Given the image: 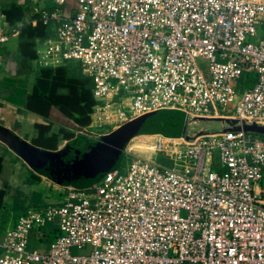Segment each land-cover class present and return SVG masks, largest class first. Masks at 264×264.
Wrapping results in <instances>:
<instances>
[{
    "label": "built area",
    "instance_id": "built-area-1",
    "mask_svg": "<svg viewBox=\"0 0 264 264\" xmlns=\"http://www.w3.org/2000/svg\"><path fill=\"white\" fill-rule=\"evenodd\" d=\"M51 3L18 24L0 8V58L23 23L46 29L35 66L79 63L92 82V121L76 135L102 139L162 109L184 112L187 126H264V0ZM224 128L153 135L143 152L130 142L126 173L90 186L48 183L62 200L0 227V264H264V135Z\"/></svg>",
    "mask_w": 264,
    "mask_h": 264
},
{
    "label": "crops",
    "instance_id": "crops-1",
    "mask_svg": "<svg viewBox=\"0 0 264 264\" xmlns=\"http://www.w3.org/2000/svg\"><path fill=\"white\" fill-rule=\"evenodd\" d=\"M12 5L24 7L25 14H27L24 17V20L29 19L28 13L31 10L42 11L52 8L51 0H0V8L5 11H8ZM18 48L19 37L16 36L13 38V45L11 48L2 50L0 58V158L2 159L0 167V192L5 193L0 201L1 214L9 208H18L17 206H19V203L23 205L29 203L32 193L43 184L44 181L41 182V179H47L42 175L44 172L35 171L30 166H27L28 171L26 170L25 173V171H23V166L21 167V165L26 163L19 154L16 153V150H20V147L24 143L39 148L32 143L37 137L35 125L52 122L53 126L50 135L59 134L60 129L71 130L74 132L75 136L74 139H72L73 141L64 140L62 139V135H59L57 149L52 152L63 151L69 144L75 142V138L78 137L75 132L81 129L74 126L72 120L66 119L54 108L50 110L47 119L27 108L28 98L32 95L34 86L36 84L38 85V80L40 79L39 75L42 72L41 70L47 68L36 67L32 62L33 60L22 58L19 54ZM70 75L78 76V74ZM30 79H32V83ZM143 137L146 136L137 137V139L135 138L136 141L129 146L132 151L137 152L133 147L136 146L139 143L137 141H140ZM27 172H33L37 175L40 178V182L29 185V189H32L33 191L30 192L31 194L26 196L25 199L18 198L19 194L15 185H18V182L25 185L24 180ZM47 181L50 180L47 179ZM49 183H51V181ZM23 205L19 207L22 208Z\"/></svg>",
    "mask_w": 264,
    "mask_h": 264
},
{
    "label": "water",
    "instance_id": "water-1",
    "mask_svg": "<svg viewBox=\"0 0 264 264\" xmlns=\"http://www.w3.org/2000/svg\"><path fill=\"white\" fill-rule=\"evenodd\" d=\"M186 119V114L180 110L162 109L119 126L86 153L83 152L82 140H76L60 152L46 151L24 143L16 153L32 169L44 172L42 175L51 182L59 185L79 182L85 186L75 187H86L118 166L124 149L133 139L153 135L170 139L180 138L185 130ZM204 120L222 122L225 132L242 130L246 133L264 135V126L245 122L238 124L239 122L234 119L196 118L194 122Z\"/></svg>",
    "mask_w": 264,
    "mask_h": 264
},
{
    "label": "trees",
    "instance_id": "trees-1",
    "mask_svg": "<svg viewBox=\"0 0 264 264\" xmlns=\"http://www.w3.org/2000/svg\"><path fill=\"white\" fill-rule=\"evenodd\" d=\"M40 12L31 10L28 13V18L30 20H37ZM5 13L11 24L24 22V17L27 15L25 14L24 7L17 5H12ZM45 35L46 29L41 24L38 23L33 27L32 25L23 23L19 33L18 50L20 56L27 60L35 59V52L33 50L34 40L36 38H42ZM41 71L38 85L36 84L34 86L33 93L28 98L27 108L34 113L42 115L46 119L49 117L50 110L54 108L66 119L72 120V123L77 128L87 127L91 122L93 107L96 105L91 94V80L83 74L71 76L66 67L47 68ZM52 126V122L36 124L37 137L33 140V145L46 151H55L57 149L59 135H62V139L64 140L73 141L74 133L71 130L60 129L59 134L50 135ZM76 140L85 141L86 139L85 137L78 136L75 138ZM99 142L95 144L88 143L86 150L93 148ZM1 160L0 158V167ZM25 177L24 182L26 185H33L40 182V178L33 172H29ZM72 185L85 186L84 184L80 185L79 182H74ZM4 194V192H0V201ZM37 195L39 194L36 192L32 193L29 203L24 204L20 208L21 214L29 207H34L40 203L39 200L36 201Z\"/></svg>",
    "mask_w": 264,
    "mask_h": 264
},
{
    "label": "rangeland",
    "instance_id": "rangeland-1",
    "mask_svg": "<svg viewBox=\"0 0 264 264\" xmlns=\"http://www.w3.org/2000/svg\"><path fill=\"white\" fill-rule=\"evenodd\" d=\"M18 37H19V35H18ZM13 38H15V37H13ZM13 38H11L7 44V48H9V49L13 45ZM66 67H68L67 69L70 71V74H72V75L82 74L79 63L70 62L66 65ZM245 77L249 81H251V80L253 81V79H254V76L252 74L247 75ZM30 81L32 83V79H30ZM218 113L220 115H230L231 114L229 111L222 112L221 110H219ZM224 127L225 126L222 122L212 121V120L198 121V122L192 123L188 126L185 125V128L193 130L194 132H197V133L198 132H208V133L220 132L221 130H223ZM106 129L109 131L111 128L107 127ZM93 131H94V129H93ZM96 131L97 130L95 129V137H97V134H98V132H96ZM78 136H80V135H78ZM136 139L135 140L133 139V141L130 143V145L133 144L136 141ZM85 141L83 142V148H84L83 152L84 153H86L92 149L91 148V149L86 150L88 143L95 144L96 141L99 142V141H101V139H97L95 141H91V140L86 139ZM22 166H23V171H25V173H26V170L28 171V168H27L28 165L22 164L21 167ZM126 166H127V162H126L125 157L122 154V158H121V160H120V162L116 168L119 169L121 174H125L126 173L125 172ZM116 168H114V169H116ZM27 174H28V172H27ZM42 181H44L43 184H41L39 186V188L36 191H34L37 194H39L36 196V201L39 200L40 203H45V202H49L52 200L53 201H61L62 196H61L60 192L58 190H56L55 188H52L51 184L49 187H47L48 185L46 183H49L50 181H47V179H45V180L41 179V182ZM29 187H30L29 185L20 184V182H18V185H15V188L17 189L18 194H19L18 198H24L25 199L26 196L30 195L31 194L30 192H32L33 190L29 189ZM21 205H23V204L19 203L20 207H21ZM19 206H17L18 208H16V209L9 208L4 213H2V214L0 213V227L3 231L6 230L8 227L9 228L13 227L16 224L17 219L21 215V211H20ZM72 253L73 254H81L82 252H78L76 250H73Z\"/></svg>",
    "mask_w": 264,
    "mask_h": 264
},
{
    "label": "bare ground",
    "instance_id": "bare-ground-1",
    "mask_svg": "<svg viewBox=\"0 0 264 264\" xmlns=\"http://www.w3.org/2000/svg\"><path fill=\"white\" fill-rule=\"evenodd\" d=\"M155 136H146L143 137V139H141L140 141H138L139 143L134 146L133 148L137 151V152H143L145 150H147L149 143H151V141L154 139Z\"/></svg>",
    "mask_w": 264,
    "mask_h": 264
}]
</instances>
